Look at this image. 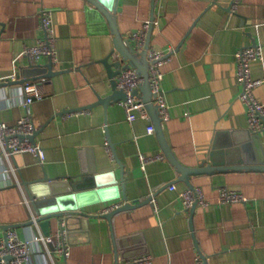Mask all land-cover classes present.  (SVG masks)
Segmentation results:
<instances>
[{
	"label": "crops",
	"instance_id": "0c3cea01",
	"mask_svg": "<svg viewBox=\"0 0 264 264\" xmlns=\"http://www.w3.org/2000/svg\"><path fill=\"white\" fill-rule=\"evenodd\" d=\"M230 2L162 0L156 6L151 48L170 53L162 68L171 118L163 127L176 156L187 166L207 158L215 143L226 159L257 161L264 155V132L258 141L249 137L234 59L235 51L249 44L263 45L264 52V0H242L236 13L230 12ZM43 9L54 11L60 63L54 64L49 76L37 79L45 96L31 106L36 142L46 158L42 163L33 153L20 152L12 157L15 173L6 172L0 159V225L18 224L10 228L22 238L44 234L39 224L26 223L33 209L23 201L28 196L20 185L23 175L28 180L42 177L43 168L50 177L82 172L104 176L103 192L82 209L87 213L125 203L124 192L130 201L140 202L115 213L110 221L73 219L67 230L70 255L53 252L52 258L38 241L33 244L32 262L133 264V259L149 254L151 264H197L198 256L204 264H264V171L195 175L192 182L209 205L198 204L192 213L180 194L189 185L178 179L166 156L147 164L146 170L140 167V153L164 152L157 133L146 132L148 119L129 121L120 102L73 109L97 101L96 91L103 97L112 91L107 68L97 61L114 49L113 34L104 31L86 0H0V34L2 23L6 24L0 35V74L18 70V79L29 77L28 69L36 65L27 57H16L25 45L45 37L40 26ZM118 9V27L130 36L150 18L152 0H119ZM49 64L47 57L39 63L46 69ZM251 68L252 76L264 78V59L253 61ZM255 94L264 102V81ZM24 100L23 81L0 80V120L17 123L26 111ZM109 140L118 160L107 150ZM113 179L116 184L110 183ZM224 186L242 192L249 201L220 204L217 199ZM151 194L154 203L146 201ZM61 224L55 220L52 233ZM8 229L0 228V239Z\"/></svg>",
	"mask_w": 264,
	"mask_h": 264
},
{
	"label": "built area",
	"instance_id": "2783aa9c",
	"mask_svg": "<svg viewBox=\"0 0 264 264\" xmlns=\"http://www.w3.org/2000/svg\"><path fill=\"white\" fill-rule=\"evenodd\" d=\"M242 0H231L230 12L236 13ZM162 0H156L155 8L160 5ZM54 11L52 9H43L40 14V26L44 28L46 35L40 37L33 45H25L23 51L16 57H27L31 64L39 65L44 57L49 58L50 62L59 65V57L56 46V28H54ZM156 19V18H155ZM155 23V20H154ZM150 18L145 20L142 27L138 31L131 33L130 37L132 44L137 52L143 50L146 46V40L150 29ZM170 53L165 50H155L150 48L148 50V58L151 62L150 65V84L154 101L159 105V111L162 115L163 124L171 118L169 111L168 101L165 89L163 87L164 71L163 65L169 59ZM118 54L114 55V58ZM236 60L237 81L241 86L239 92V99L244 103L247 112L248 126L255 133L264 132V102L260 101L255 94V89L263 83V79H257L252 76L251 64L255 60L264 59L263 45L254 43L245 45V47L238 48L234 53ZM20 74L16 70L13 74L2 76L0 80L10 79L16 81ZM118 87L123 88L127 94V99L120 101L121 106L124 108L129 121L133 122L138 118H145L149 120L146 132L149 134L156 133L155 125L152 121L151 114H149L146 104L142 96H137L134 91L140 87L144 82V78L139 72L132 67H125L117 76ZM24 106L25 113L18 119L15 124H8L0 120V159L4 162V170L6 172L15 173V168L12 163V157L20 152H31L39 158L40 162H44L46 152L37 142L34 143L29 138L33 135L36 129V122L31 114V106L35 100L42 99L45 96V90L42 83L37 80H27L23 83ZM24 135V137H21ZM107 150H109L112 158H115L114 150H112L109 142H106ZM165 157L164 152H159L155 155H147L140 153V167L144 170L147 169V164L160 160ZM19 182V181H18ZM21 185V184H20ZM23 187V186H22ZM175 188L176 185L172 184ZM182 201L187 209H190L196 202L201 205H209V201L205 199L204 193L200 187L185 188L181 191ZM151 202L154 201L153 194L150 195ZM218 202L220 204L231 202H244L247 203L248 198L240 191L222 187L218 195ZM30 205V200L25 195L23 199ZM154 203V202H153ZM125 203H116L108 206L99 214H105L114 209L120 208ZM157 209V208H156ZM61 227L55 233L45 235L38 233L33 237L22 238L19 236L17 229L10 228L6 231L2 239H0V264H35L32 262L33 244L34 242L41 241L50 257L53 252L63 254L65 257L70 255L71 244L67 239V229L65 222H61ZM54 242L55 249L50 248V243ZM8 257V258H7ZM53 258V257H52ZM133 264H151L152 255L144 254L131 261ZM197 264H204L203 259L198 256ZM52 264H56L53 262Z\"/></svg>",
	"mask_w": 264,
	"mask_h": 264
},
{
	"label": "water",
	"instance_id": "95a60500",
	"mask_svg": "<svg viewBox=\"0 0 264 264\" xmlns=\"http://www.w3.org/2000/svg\"><path fill=\"white\" fill-rule=\"evenodd\" d=\"M87 9L92 13L96 14L98 18L103 22L102 27H104L105 32H111L113 34V41L115 44L114 49L104 58L99 59L97 62L105 64L107 68L108 78L110 80V87L112 91L103 97L96 91L97 101L88 104L87 106H80L78 108H73L76 110H88L93 105L102 104L108 106L115 102L123 101L127 99V94L125 90L118 87L117 76L121 73L122 69L125 67L135 68L139 74L145 79L144 82L140 85L138 89L134 91V94L139 95L140 90L143 92V100L146 104V108L151 114L152 121L155 125V131L160 139L162 149L164 150L165 156L169 159L170 163L175 166L177 172L179 173L178 179L184 180L188 183L190 188H194L195 185L192 182V179L195 175L199 174H209L213 175L218 172H227L230 170H248L255 169L264 171V155L260 160L251 161L247 159L246 161L237 157V158H223L219 152L215 149L216 143L212 146V151L207 158L200 161L194 167L187 166L182 163L179 158L176 156L174 149L170 145L166 131L163 127L162 115L159 111V105L154 101V95L152 93L151 84H150V65L151 62L148 58V50L151 48L150 39L154 30V20L156 18V0H152V12L150 16L151 24L149 33L146 40V46L143 50L137 52L132 44L130 36H126L118 27L117 14H118V5L119 0H86ZM230 10V8H229ZM6 24L2 23V35L5 31ZM115 54H118V57H115L113 60H110L114 57ZM54 63L51 62L49 67L46 69L44 66L36 65L32 69H28V76L23 79H17L23 81L34 80L40 78H46L49 76L53 70ZM50 69V70H48ZM50 71V72H49ZM27 72V71H26ZM49 72V73H48ZM27 76V75H26ZM17 80L15 82H17ZM70 112V111H67ZM36 132L37 128L33 135L29 136L32 142L36 143ZM249 132V131H248ZM250 134V135H249ZM249 137L253 140L258 141L259 134L252 133L250 130ZM24 137V135H21ZM109 144L113 149V144L109 140ZM115 159H117L116 153ZM222 154V153H221ZM223 155V154H222ZM44 169V175L42 177H37V179L28 180L23 175L21 180V185L25 188L26 194L30 200V205L33 209L32 217L26 222L27 224H39L42 228L45 235H50L52 233V224L55 220L60 222H65V227L67 230L72 229L74 224L73 219H79L81 217H103L111 220V217L121 211L126 210V208H131L136 206L140 201H130L126 192L123 193V198L125 204L120 208L109 211L105 214L99 213H87L83 211V207L89 205L93 201L92 197L96 193H102L104 190V184L107 183L103 180L102 175L92 174L82 172L80 174L72 175L69 177L66 176H54L50 177L47 173V170ZM69 180H67V179ZM112 181V180H111ZM110 183H117V179H113ZM172 183H170L171 185ZM118 188V186H115ZM151 197L149 196L146 201H150ZM198 206L196 202L190 209L193 213ZM18 224H3L0 225V228L8 229L10 227H15ZM68 239L70 233L67 234ZM71 243V239H69ZM118 245L116 240V246ZM51 249H55L54 242L50 243ZM8 258V257H7Z\"/></svg>",
	"mask_w": 264,
	"mask_h": 264
}]
</instances>
